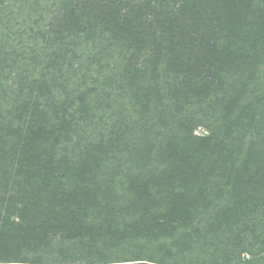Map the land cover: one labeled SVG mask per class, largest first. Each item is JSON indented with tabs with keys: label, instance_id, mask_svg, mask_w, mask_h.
<instances>
[{
	"label": "trees",
	"instance_id": "1",
	"mask_svg": "<svg viewBox=\"0 0 264 264\" xmlns=\"http://www.w3.org/2000/svg\"><path fill=\"white\" fill-rule=\"evenodd\" d=\"M112 1L0 0V262L264 264V0Z\"/></svg>",
	"mask_w": 264,
	"mask_h": 264
},
{
	"label": "rangeland",
	"instance_id": "2",
	"mask_svg": "<svg viewBox=\"0 0 264 264\" xmlns=\"http://www.w3.org/2000/svg\"><path fill=\"white\" fill-rule=\"evenodd\" d=\"M21 1L22 2L19 3L18 5H16V8H14V11H13V13H15L14 16L17 18V20H21L23 18L26 19V18H28L31 15V19H32L33 18V15H35L34 12L36 11L35 10V6H33L32 2H31L32 0H21ZM109 1H110L109 5L111 4V6H112L111 8H113L112 11H114L119 16V18H120L124 14V10L119 9V7L115 4V2L113 3L112 0H109ZM116 1L117 2H120V1L121 2H125L127 0H116ZM19 5H21L22 8ZM18 6H19V8H17ZM153 17H154V14L152 16H149L148 20H145V21H143L141 23L143 25L147 23L146 24V27H148V28L149 27H153L154 25L152 23H150V22H153L154 23L155 20L158 21L156 19L157 16L155 17V19ZM172 19H173V17L170 16V14H169V17H167L165 20H164L163 17L160 16L159 21L162 22V23H164V24H167V26H165V29H168L169 27L171 29L174 26V24L170 25L171 23H169V21H171ZM19 27L20 26L17 25V24L15 26H12L13 30H17ZM152 31H154V29ZM142 32H143V34L150 35L149 33H147V31H142ZM171 33L173 34V32H171ZM171 33H169L168 30H166L165 32H161V33L159 31H157V34H156L157 36H160V37L161 36H164V37H161V39L158 40V41H161V43L159 45H157L156 48L160 52H162V54L166 58H169V59L172 58V60H173L174 59V56L177 53V50L176 49L179 48L178 43L180 41H178L177 39L173 40L170 37H167ZM143 40H145L146 42H148V40H155V37L153 36V38L151 39V38H148V36H145ZM148 43H150V42H148ZM28 45H29L30 48L33 47V44L30 43V42H28ZM27 51L29 52V50H27ZM160 56H161V53H160ZM1 63L3 64L2 66L6 68V72H10V71L13 70L12 67H13L14 64L11 61L6 62V60H5V62H3L1 60ZM168 64H169V62H168ZM168 64L166 66V64L164 62L162 64V69H158L157 75L159 76V78H163L164 75H165V73H167V72L169 73L170 69H169ZM167 69H169V70H167ZM164 70H167V71H164ZM177 70L178 69L171 70V71L172 72H174V71L177 72ZM177 73L180 74V76H179L180 78L179 79L182 82L181 83V88L179 87L180 92L182 93V99H181V101H187L189 103L188 104V106H189L188 107L189 108L188 111H192L193 110L194 107L192 105H200V103L202 102L197 97H202L203 96L204 97V101H206L205 104L210 103L209 101H207V99L209 97V92H210L211 86L213 85L214 87H216V85L214 83H217L218 82L217 76H214V75L213 76H210L209 73H204V75L202 76V78L207 77L208 80L206 81L204 79L205 81H203V82L200 83L199 80L192 81L191 82V80H192L191 79V76L192 75L190 73H188V72H181V73L180 72H177ZM10 84L11 83H8V85H10ZM148 86H150V83L149 82L148 83H145V84L143 82L142 85H140L139 87H137V89H139L140 93L143 95V93L145 92L144 89L145 88H148ZM250 86H251V84H250ZM150 91H151V89H150ZM134 96H139V95L136 94V93H134ZM139 97L142 98L141 96H139ZM257 101H258V94H257ZM257 101H247V102L248 103H254L257 106ZM262 106H263V104L260 105V109H259L260 111H261V107ZM77 129L79 130V128L76 127V125H74L73 131L74 130L76 131ZM69 133H71L70 130H69ZM208 133H209L208 130L205 127L201 126V125H198L197 128L193 131V134L195 136H204V135L206 136V135H208ZM73 140H74V137H73ZM241 156H242V154H241ZM248 156H250L251 161L249 163H247V164H251L252 165V163H253L254 165L255 164L259 165L261 163V164H263V168H264V157H262V155H256V152H254V153H247V151H245V158L242 159V162L239 160L240 161L239 168H241V166L244 165L242 163H243V161H245V159L247 160V157ZM249 170H250V167H249ZM237 200H240V199L232 200V203L235 206L238 207L239 206V202H237ZM232 203H231V205H232ZM245 212H248V211H245ZM260 214H264V207H261V208L258 207L257 208V211H253V213H250L249 216H251V220H249V216H248V219L246 217L247 220L245 222V225L246 226H251L252 229H253L254 226L256 224H258V221H260L258 219L260 217ZM238 229L239 230L234 235H235V237L237 238L238 241H241V238H240V231H241V229L240 228H238ZM262 253L264 254V248H263ZM242 256L244 257V259H248L250 257V255H247L246 253H243ZM0 264H3V263L0 262Z\"/></svg>",
	"mask_w": 264,
	"mask_h": 264
}]
</instances>
